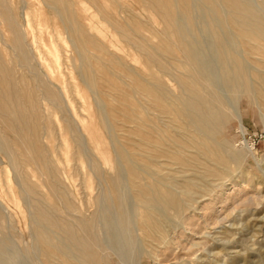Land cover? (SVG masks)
Here are the masks:
<instances>
[{"label":"bare ground","instance_id":"bare-ground-1","mask_svg":"<svg viewBox=\"0 0 264 264\" xmlns=\"http://www.w3.org/2000/svg\"><path fill=\"white\" fill-rule=\"evenodd\" d=\"M14 1L0 0V25L6 24L10 32L5 40L0 27V150L9 158L5 196L16 195L13 169L24 191L37 198L36 234L44 255L54 264H99L98 250L105 245L98 236L99 219L105 223L103 233L120 252L119 264H141L143 252L135 258L136 253H127L120 240L132 239L138 230L145 243L143 237L140 241L148 244L146 253L151 254L147 240L164 239L162 219L171 220V210L183 216L185 197L191 198L190 181L175 189L174 174L164 170L177 165L182 172L193 170L207 178L224 171L223 166H209L210 161L241 165L249 153L259 159L251 146L245 145L247 152L234 149L219 134L232 117L238 119L240 132H247L239 103L243 93L264 113V12L250 0H202L203 18L197 21L198 6L194 8L192 0H136L166 27L168 38L153 44L141 34L135 13L121 19L98 0H42L49 15L26 29L17 20ZM28 1L32 9L35 2ZM85 2L118 35L116 40L125 43L124 48L138 51L146 71L133 72L119 49L93 30L94 18ZM106 3L120 15L128 11L121 0ZM129 71L131 84L123 81L131 76ZM165 75L177 80L180 93L165 86ZM118 79L134 89L120 88ZM219 81L234 103L222 96ZM103 85L107 88L101 90ZM100 122L111 145L107 159L99 150L103 147ZM57 137L62 143L55 145L52 141ZM63 149L75 164L80 163L76 171L86 188L93 175L104 183L117 218L108 216L105 202L98 206L95 220L65 210L66 204L74 207V200L64 186L67 165L58 154ZM107 163L116 175L106 174L109 168L103 171L101 165ZM118 171L123 172L124 183ZM124 187L133 192L137 215L125 206ZM48 198L58 199L64 210H53ZM3 202L0 196V220ZM143 212L149 217L139 223L137 217ZM55 233L61 236L58 240ZM259 256L258 264H264V256ZM114 263L110 259L107 264Z\"/></svg>","mask_w":264,"mask_h":264},{"label":"rangeland","instance_id":"rangeland-1","mask_svg":"<svg viewBox=\"0 0 264 264\" xmlns=\"http://www.w3.org/2000/svg\"><path fill=\"white\" fill-rule=\"evenodd\" d=\"M15 1L17 2L18 0ZM15 1L14 4L16 5L14 7L16 10L17 20L23 29H26L29 24L33 23L32 25H35L36 21L44 22V15H49V9L43 4L42 0H34L35 4L33 7H31L32 9H29L30 4L28 3L30 2L28 0H19V3H16ZM98 1L99 3H102V5H104V7H106L109 12H113L115 15L118 14L117 16L121 19L127 17L129 12H132L133 14L135 13L134 15L138 16L137 20H139L142 24H138L141 29V34L144 37L146 36L145 38H147L151 43L157 44L160 40H166L168 38L166 27L164 26L162 19L154 12L143 9L141 4H139L136 0H121V3H124L128 10L126 11L127 13L122 12L121 15L115 10L113 6L107 5L106 0ZM250 1L253 5H255L254 7L264 12L263 0ZM24 2H26L27 5ZM192 2L194 4V8L198 6L197 9H194V14L196 15L197 21H201L203 18V15H201L202 0H192ZM199 2H201V4ZM42 4L44 6H42ZM85 6L88 7L89 11L93 15V30L103 35L107 42L111 41L114 46L119 49L118 52L120 55H122L121 57L124 64L135 70L133 72H138V70H141L142 72L146 71L143 65H141L142 59L138 51L135 48H131V52H129L128 49L124 48L125 43L116 40L118 39V35L112 31L109 25L104 23L95 9L87 2H85ZM16 8H20L21 10L19 9V11ZM5 25L6 24L2 26L0 25L1 28L3 27L2 31L1 29L0 31L2 32L3 38L5 37L4 39L6 40L7 38L9 39L10 32L7 30L8 26ZM5 32L6 34L9 32V35H6ZM12 49L13 48L11 47V50ZM209 60L210 62L213 61L211 57H209ZM142 67L145 70H142ZM129 75L131 76H128L129 78L127 77V79L126 77L124 78V76L122 77L124 78L123 81L126 80L125 82L131 84L132 82L130 81H132V72L130 73L129 71ZM162 78L165 86L170 89H174L177 94L181 92L179 83L173 77L165 75ZM117 82L118 85H120V88L127 89L128 87H131L128 88V90L134 89V85H127L126 87V85L123 84L121 80L118 79ZM218 83L222 96L227 101H231L230 104L234 103V101H232L231 94L225 88L226 86H224V83L220 81ZM106 88L103 85L101 90ZM111 91H115L113 87L110 92ZM88 93L91 94L89 91ZM249 98V95H245V93H243L239 100L242 109L241 112L244 119V125L247 128V132L242 134L239 129L240 123L238 119L232 117L229 119L230 121L228 120V123H226L225 126L221 128L219 139H225V144L227 143L232 148L234 147V149L242 150L244 152H247L248 150L246 146H251L254 155H257L260 160H257L252 155L250 156V153L248 157L240 162L241 165L232 162V165L228 163V165L225 166V160L220 159V162L209 160L212 162H209V166L213 165L212 167H224V171L221 170V176H208L211 179L208 177H200V172L195 173L193 170L182 172V169L177 165L164 170L174 174L173 185L175 189L177 188L179 190L184 180L187 183L190 181L189 184L192 189L190 191L191 198L187 199L185 197L184 205L185 209H187L185 210V213H183V216L171 210V220L168 221L166 218L162 219L164 231L166 230L164 233L161 231V233L164 235V239L159 240L158 237H156L154 240L153 238L147 240L148 243H151V246H148V251L150 250L149 252L151 254L146 253L145 248L148 244H144V234L142 232L140 233L138 230L136 234L133 233L132 239L126 236L124 239L120 240L123 247H125L128 251L127 253H130V255L131 253L133 255L136 253V255H134L135 258L139 256L137 254H141V252H143L141 264H258V260L260 259L259 255L262 254V256H264V113L256 104H252ZM94 112H97V110H94ZM94 112L92 111L91 113L95 117ZM101 124L103 125V122ZM104 131L106 130L103 125L99 134L101 141L100 146L103 147H96V149L99 148V150L102 152L104 150L105 152L103 159L105 157V159H107V151L108 149L110 150L111 145L109 143L110 141H108V134ZM118 131L121 132L119 129ZM68 139L70 141L69 137ZM52 142L55 143V145L62 143L61 139L58 137L53 139ZM105 142L107 143L104 144ZM64 151L66 152L64 149L62 151H58L63 165H67V168H64V173L66 176L64 178V186L69 190L72 197L71 200H74L72 203L76 209L78 208L79 212H75V214L73 213L74 207H72L71 203L66 204V206L64 205L66 207L65 210H67L69 213H72L73 215L79 216L82 214V218L95 220L98 215V206H101V204L105 202V210L108 208V216L110 215V218H117V215L115 216L117 213V208L114 205L111 206L110 200L107 197L104 183L99 182L98 178L92 174L93 176L90 178L93 183H91L90 187L86 188L84 186L82 176L76 171L78 167L81 168V166H79L80 163L76 161L77 164H75V162L71 160V156ZM70 151L73 152L74 148L71 147ZM90 153H92V155L98 159L94 153V150H92ZM7 159L9 160L6 154L0 150V196L4 201L3 206H1L2 217L0 220L3 226L2 227L0 225V264H54V262L51 260L49 261V259L44 255V245L39 242L36 234L37 225L35 224V214L37 198L24 191L21 182L13 169L11 170V176L14 182L13 186L16 195L15 197L10 195L8 197L5 196V188L3 186L5 184H9V182H7L8 173H6L8 171ZM110 166V163H107V165H104V167L101 165L102 169L104 168L107 170L109 168L107 170L108 172L106 171L107 173L103 169L106 174L111 173L116 175L115 169H112ZM67 171L70 172L66 174ZM200 171L203 172V170ZM118 172L120 173V177L122 179L124 178L121 180L122 183H124L125 177L123 172ZM209 179L210 182L208 181ZM123 190L124 202L127 210L133 215L134 212L136 213L135 215H137L138 205L133 192L131 193V191H129L126 187H124ZM49 196H51L50 192ZM59 202L60 201L58 199L48 198V203L51 204V207L55 211H59L61 209L64 210L63 205L61 202ZM52 204L54 206H52ZM100 208L103 209V205ZM94 214L95 218L93 216ZM145 217L149 216L143 212L139 217H137V221L141 223L145 220ZM96 221V226L98 227V236L105 243V245L98 250L101 257L99 264H107L110 259L115 262L114 264H119L120 252L116 250L114 243L108 239L106 231L103 233L102 229H105V223L103 219ZM54 235L56 236V240L61 237L56 233ZM140 237H143V239H141L144 243L141 242L142 240ZM130 247H132V249ZM142 248L145 252L142 250Z\"/></svg>","mask_w":264,"mask_h":264}]
</instances>
